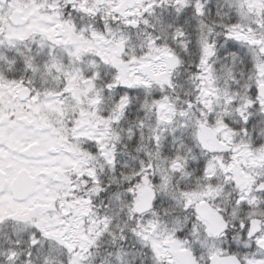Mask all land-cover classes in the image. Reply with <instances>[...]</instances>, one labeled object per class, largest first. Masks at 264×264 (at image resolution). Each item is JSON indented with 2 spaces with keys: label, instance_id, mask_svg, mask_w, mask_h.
<instances>
[{
  "label": "snow or ice",
  "instance_id": "1",
  "mask_svg": "<svg viewBox=\"0 0 264 264\" xmlns=\"http://www.w3.org/2000/svg\"><path fill=\"white\" fill-rule=\"evenodd\" d=\"M0 264H264V0H0Z\"/></svg>",
  "mask_w": 264,
  "mask_h": 264
}]
</instances>
